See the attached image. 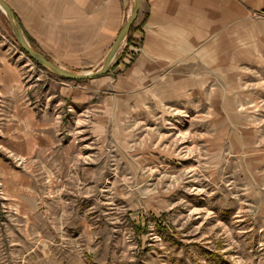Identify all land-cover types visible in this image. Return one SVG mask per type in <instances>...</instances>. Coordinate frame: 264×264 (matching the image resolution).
<instances>
[{
	"label": "rangeland",
	"instance_id": "obj_1",
	"mask_svg": "<svg viewBox=\"0 0 264 264\" xmlns=\"http://www.w3.org/2000/svg\"><path fill=\"white\" fill-rule=\"evenodd\" d=\"M3 60L18 84L0 97V264H264V66L250 69L243 109L229 83L225 112L144 105L94 139L63 95L77 81L26 55L0 12Z\"/></svg>",
	"mask_w": 264,
	"mask_h": 264
},
{
	"label": "crops",
	"instance_id": "obj_2",
	"mask_svg": "<svg viewBox=\"0 0 264 264\" xmlns=\"http://www.w3.org/2000/svg\"><path fill=\"white\" fill-rule=\"evenodd\" d=\"M13 1L5 0L19 21L14 10L19 5ZM15 1H26L38 17L40 27L19 22L39 51L72 70L100 67L133 3ZM129 33L118 51H139L135 56L126 52L123 62H116L117 52L106 73L63 86V95H71L68 110L79 117L77 131L84 129L91 138L107 137L116 123L144 105L210 101L225 112L229 83L236 84L243 106L250 69L264 66V0H140ZM0 70H8L12 83L6 88V77L0 75V97L14 94L15 67L3 60ZM10 128L11 141L21 144L11 143V149L21 152V135L13 124Z\"/></svg>",
	"mask_w": 264,
	"mask_h": 264
},
{
	"label": "water",
	"instance_id": "obj_3",
	"mask_svg": "<svg viewBox=\"0 0 264 264\" xmlns=\"http://www.w3.org/2000/svg\"><path fill=\"white\" fill-rule=\"evenodd\" d=\"M139 5L140 0H133L129 15L121 26V28L119 29L113 43L106 52L100 64V67L97 70L75 71L57 65L52 60L48 59L43 53L36 50L29 43L27 37L24 35L21 23L16 18L15 13L11 9V7L5 2V0H0V9L6 15L8 23L14 33L17 42L19 43L20 47L27 53V55L36 63L42 65L46 69L55 73L56 75L74 81L85 80L106 73L111 64L112 59L114 58L118 49L127 37L129 30L137 17Z\"/></svg>",
	"mask_w": 264,
	"mask_h": 264
},
{
	"label": "trees",
	"instance_id": "obj_4",
	"mask_svg": "<svg viewBox=\"0 0 264 264\" xmlns=\"http://www.w3.org/2000/svg\"><path fill=\"white\" fill-rule=\"evenodd\" d=\"M16 16V15H15ZM17 17V16H16ZM22 26V25H21ZM131 28H132V26H131ZM131 28H130V30H131ZM22 30H23V33H24V35L27 37V39L31 42V44L34 46V47H36L35 46V44H34V40L26 33V31L24 30V28H23V26H22ZM130 30H129V32H130ZM127 39H129V33H128V35H127ZM22 49V48H21ZM23 50V49H22ZM23 52L27 55V53L23 50ZM33 60V59H32ZM34 61V60H33ZM38 64V63H37ZM160 225V224H159ZM161 226V225H160ZM166 231H168V230H166ZM172 231V233H177V231L176 230H171ZM172 233H170V234H172ZM173 235V234H172ZM188 245L187 244H185L184 246H183V248L185 249V251L187 250V247ZM204 252L205 253H208V254H210V253H212L210 250H207V249H204ZM91 264H97V263H95V262H91ZM218 264H233L230 260H225V259H220L219 260V262H218Z\"/></svg>",
	"mask_w": 264,
	"mask_h": 264
}]
</instances>
